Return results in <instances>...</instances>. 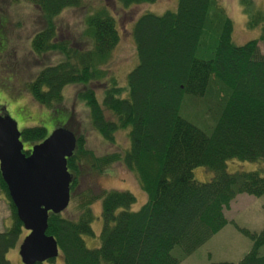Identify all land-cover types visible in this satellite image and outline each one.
Returning <instances> with one entry per match:
<instances>
[{
    "label": "trees",
    "instance_id": "1",
    "mask_svg": "<svg viewBox=\"0 0 264 264\" xmlns=\"http://www.w3.org/2000/svg\"><path fill=\"white\" fill-rule=\"evenodd\" d=\"M30 1L46 20L32 37L33 53L53 51L62 58L40 69L26 86L32 99L53 107L66 84L86 85L105 76L101 66L119 34L113 16L98 7L85 14L77 36L58 39L52 18L83 0ZM152 1L120 0L123 6ZM231 32V19L216 0H177L174 11L142 13L131 27L137 63L128 71L125 86L112 78L100 102L90 88L76 93L103 137L111 139L117 128L127 130L129 143L121 154L93 160L99 166L120 160L134 171L147 198L137 210H129L135 201L131 192L102 191L100 244L95 248L86 247L82 238L93 234L90 200L81 201L76 217L49 212L45 233L56 240L64 264H178L226 224L223 210L237 194H264V174L226 170L230 158L264 160V53L257 45L264 40V24L257 38L242 44L232 41ZM190 103L207 113L210 123L205 129L180 114ZM104 109L115 119L105 118ZM197 119L204 124L203 117ZM45 136L40 125L20 130V138L31 143ZM75 137V149L66 159L70 196L79 171L77 153H88L81 137ZM195 166L213 175L197 181ZM0 191L11 217L9 227L0 232V264H10L7 251L23 227L1 174ZM234 226L250 240L249 250L237 261L208 264H264V253L259 252L264 227L256 231ZM175 247L180 249L177 255L172 253Z\"/></svg>",
    "mask_w": 264,
    "mask_h": 264
},
{
    "label": "rangeland",
    "instance_id": "2",
    "mask_svg": "<svg viewBox=\"0 0 264 264\" xmlns=\"http://www.w3.org/2000/svg\"><path fill=\"white\" fill-rule=\"evenodd\" d=\"M216 1L231 19V38L235 44H242L259 36L264 24V0ZM176 6L177 0H154L128 6H123L120 0H83V4L79 7L62 9L52 18L57 30L56 38H74L83 27L85 14L98 7H105L115 19L119 39L112 48L107 63L101 66L105 71L103 78L90 81L86 85L66 84L62 88V98L59 102L53 107H48L32 99L26 83L44 66L59 61L62 55L53 51L33 53L32 37L46 24L45 18L35 4L30 0H0V108L3 107L0 113L7 114L15 120L19 130L40 125L45 128L47 135L55 127L65 126L74 135L81 137L82 148L88 153H77L79 171L74 174L76 179L71 196L61 214L76 217L81 211V201L90 200L89 208L92 214L90 225L93 234L82 235L88 248H95L100 244L102 218L101 197L98 195L102 191L118 189L131 192L135 196V201L129 206V210H137L146 200L147 195L140 187L134 171L129 170L120 160L114 159L100 166L93 160L106 155L121 154L129 143L127 130L117 128L112 133L111 139L103 137L93 127L89 109L76 93L84 88H90L100 102L103 91L110 85L112 78L116 85L125 86L128 71L137 63L131 35L133 22L142 13L151 12L160 15L166 10L174 11ZM257 45L259 51L264 53V40H258ZM189 105L186 113L180 111V114L205 129L210 123L207 113L203 112L200 105L193 103ZM103 112L105 118L115 119L109 110L104 109ZM198 117H203L204 124L200 123ZM22 142L24 149L33 144L30 141L22 140ZM226 170L229 172L257 170L264 174V160L230 158L226 160ZM192 175L197 181H207L213 172L204 166H195L192 168ZM223 213L227 219L226 224L194 251L183 257L178 264H208L211 261L239 260L249 250L251 242L236 229L234 223L256 231L264 227V194L260 196L237 194ZM10 224L8 200L0 191V232ZM26 232L23 228L16 244L8 249L6 258L10 264H23L18 254V246ZM179 251L180 249L175 247L172 253L177 255ZM259 252L264 253V246L260 247ZM43 264H64V262L58 254L52 260L43 261Z\"/></svg>",
    "mask_w": 264,
    "mask_h": 264
},
{
    "label": "water",
    "instance_id": "3",
    "mask_svg": "<svg viewBox=\"0 0 264 264\" xmlns=\"http://www.w3.org/2000/svg\"><path fill=\"white\" fill-rule=\"evenodd\" d=\"M75 145L74 133L58 126L33 143L26 154L16 121L0 113V174L17 218L27 231L18 246L23 264L58 255L56 240L45 229L48 213H60L69 202L71 175L66 159Z\"/></svg>",
    "mask_w": 264,
    "mask_h": 264
},
{
    "label": "flooded vegetation",
    "instance_id": "4",
    "mask_svg": "<svg viewBox=\"0 0 264 264\" xmlns=\"http://www.w3.org/2000/svg\"><path fill=\"white\" fill-rule=\"evenodd\" d=\"M27 151V153L29 152V148L25 149Z\"/></svg>",
    "mask_w": 264,
    "mask_h": 264
}]
</instances>
